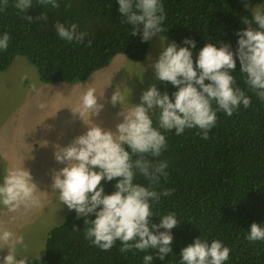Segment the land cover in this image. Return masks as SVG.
<instances>
[{"label":"trees","instance_id":"16d2710c","mask_svg":"<svg viewBox=\"0 0 264 264\" xmlns=\"http://www.w3.org/2000/svg\"><path fill=\"white\" fill-rule=\"evenodd\" d=\"M161 2L166 19L159 35L188 47L194 66L199 50L208 42L217 47L229 44L235 51L237 33L247 28L242 17L251 19L253 13L244 7L245 3L261 4L264 11V0ZM14 3L15 0H8L7 6L0 10V35L5 31L10 34L7 50H0V71L8 69L16 57L24 56L37 68L43 82L74 83L88 79L118 54L137 62L147 58L150 41L142 42V28L132 35L134 26L121 16L118 0H57L58 8L33 0L25 13L16 9ZM41 14H46L47 20L38 19ZM26 16L33 17L34 21L29 22ZM57 22L75 23L77 31L88 35L82 43L62 40L54 27ZM186 39L195 41V48L185 44ZM232 75L235 86L250 97L251 105L247 109L240 105L231 117L217 112V122L207 140L201 139L198 128H186L179 136L175 129L161 130L167 147L155 159L168 161L169 167L167 177L161 178L156 190L173 191L153 205L152 222L158 223L161 216L170 212L176 214L180 223L171 230L172 254L162 261L155 257L154 250L121 253L119 240L110 251H102L84 238L85 218H77L72 211L62 224L50 231L45 255L27 256L30 264H144L146 254L154 256L152 264H180L181 250L198 237L209 242L219 239L231 249L224 264H264V241L245 239L252 223L264 227V102L245 84L238 58ZM160 90L171 98L178 89L160 80ZM213 107H216L214 103ZM33 113L30 122H36L38 116L42 119L37 114L32 120ZM153 122L155 126V116ZM21 144L16 147L20 155L26 153ZM2 165L6 169L11 167L0 152ZM116 182V179L103 180L104 194L113 193ZM134 183L147 186L148 181L137 173ZM87 219L94 220L95 215L90 214Z\"/></svg>","mask_w":264,"mask_h":264},{"label":"clouds","instance_id":"9594fccd","mask_svg":"<svg viewBox=\"0 0 264 264\" xmlns=\"http://www.w3.org/2000/svg\"><path fill=\"white\" fill-rule=\"evenodd\" d=\"M38 3L46 7H59L57 0H38ZM118 3L125 22L134 26L132 35L143 29L142 42L150 41L163 32L161 24L166 16L161 0H118ZM7 4L8 0H3L0 10ZM32 4L33 0H15L14 7L25 13ZM244 7L247 9L249 5L245 3ZM26 19L34 21L31 16H26ZM38 19L47 20V15L41 14ZM242 20L247 28L237 33L239 39L235 51L229 44L217 47L208 42L199 50L195 66L188 47L177 49L175 42L165 47L164 40L161 41L162 51L152 67L159 80L170 82L178 89L172 93V97L167 92L161 94V90L158 91L153 85L142 93L139 104L122 107L117 113L123 119L116 125L115 132L91 122L88 130L67 146H56L54 158L66 166L58 171L53 170L50 187L54 194L58 193L56 196L59 201L69 211L63 220L57 221L48 231L47 237L54 227L65 221L70 212L75 211L77 218H85L84 225L87 227L84 229V238L102 251H110L119 240L121 253L154 250L155 257L162 261L173 253L171 245L174 237L171 230L180 223L176 214L170 212L161 216L158 223L152 222L153 205L161 196L168 197L173 191L167 188L156 190L161 178L167 177L166 169L169 167L168 161L155 159L167 147L166 137L161 130L175 129V134L179 136L186 128H198L201 139L207 140L217 122V112L222 111L231 117L240 105L247 109L251 99L235 86L232 75L236 70L237 58L240 73L245 75V84L264 102V11L256 6L251 19L244 16ZM54 27L57 35L67 42L82 43L88 35L77 31L75 23L66 25L57 22ZM9 41L10 34L5 31L0 35V50L6 51ZM184 43L195 48V41L186 39ZM88 45H91V40ZM37 80L50 86L65 82L46 83L39 74ZM54 92L53 89L49 91L51 100L55 97ZM110 102L113 107L117 102L123 105L125 97L116 91ZM38 107L43 110L46 104L41 102ZM103 108L104 104L98 103L96 89L87 87L80 96L79 106L72 112L78 113L83 119L85 114L88 117L99 116ZM31 146L30 149L33 148ZM26 148L24 150L27 153L29 149ZM137 173L148 181L147 186L134 183ZM114 179L117 181L114 185L116 190L104 194L103 180L111 182ZM0 205L9 213L17 215L42 206L41 196L29 170L23 166L7 169L0 183ZM90 214L95 215L94 220L87 219ZM16 218L15 215L11 217L12 220ZM245 239L251 242L264 241V227L252 223ZM18 245L27 248L24 237L0 223V249H8V254L2 257V264H30L27 257L21 258V255L17 258ZM230 251L219 239L209 242L198 237L181 250L180 264H224L230 257ZM153 260L152 254L143 257L144 264H152Z\"/></svg>","mask_w":264,"mask_h":264},{"label":"rangeland","instance_id":"374dc122","mask_svg":"<svg viewBox=\"0 0 264 264\" xmlns=\"http://www.w3.org/2000/svg\"><path fill=\"white\" fill-rule=\"evenodd\" d=\"M256 6H259L260 9L262 7L258 3L249 4L252 12ZM161 41L165 47L174 42L157 34L150 40L148 55L144 62L126 58L125 62H119V64L109 68H103L104 70L96 71V74L94 73L85 82H58L50 86L37 81L38 85L34 86L35 91L32 88L28 93V89H26L23 94L18 95L17 90H13L14 86L11 85L9 93L2 94L3 97L0 98V129L1 131L3 129L0 139L2 157L10 162L11 167L13 165L23 166L30 171L33 183L37 185L38 194L42 200L40 208L23 215L9 213L3 205H0V223H3L16 235H22L24 243L27 245L26 249L23 246H17L16 255L18 259L21 255V258L27 256L42 257L45 254V238L48 231L57 221L63 220L69 211L67 206L59 201L58 196H56L58 193L54 194L50 187L53 170L58 171L66 166V164L58 163L55 160L56 146H67L75 137L84 134L91 122L115 132L116 125L123 119L122 116L117 115L122 107L128 108L131 104H139L142 93L153 85L160 91V80L157 78L152 65L158 60L162 51ZM176 45L177 49L182 47L177 43ZM29 64L37 74L35 66ZM87 87L96 89L98 103L104 104V108L99 116L88 117L85 114L82 119L78 113L74 114L72 110L79 106L80 96ZM51 89L55 90L53 100L49 96ZM116 91L125 97V102L123 105L117 102L116 106L113 107L110 101ZM27 93L32 109L41 112L42 109L38 107V104L41 102L46 104L41 115L42 119L37 126L31 127V125L22 124L21 121V109ZM12 94L14 96L10 102L6 97L11 98ZM36 115L37 113L34 112L32 120H35ZM43 136H45V140ZM27 140L34 144L33 148L30 149L32 146L27 147L28 152L20 155L16 152V147L20 142ZM6 171V167L2 165L0 167V183L3 182V175ZM14 215L17 218L12 220L11 217ZM7 254V248L0 249V264H2V257Z\"/></svg>","mask_w":264,"mask_h":264},{"label":"crops","instance_id":"0c3cea01","mask_svg":"<svg viewBox=\"0 0 264 264\" xmlns=\"http://www.w3.org/2000/svg\"><path fill=\"white\" fill-rule=\"evenodd\" d=\"M126 57L123 55L118 56L108 67H111L115 64H119V62H125ZM104 70V69H103ZM37 74L36 71L30 66L28 63V60L24 56H18L15 58L11 66L5 70L0 71V98L3 97V93H9L10 86L13 85V90H17L18 95L23 94L26 89H28V93L32 90L33 86L38 85L37 83ZM28 93L26 96L25 103L23 104L22 110V124L25 123L27 125L37 126L38 122L40 121V118L38 116L36 122L32 123L31 120V113L36 112L38 115H42V111L38 112L34 109H32L31 104L29 102ZM14 95H11V98L6 97L11 102V99ZM17 96V95H16ZM1 139V136H0ZM22 149L25 147H30L31 145H34L31 143L30 140H27L26 142H22ZM2 151L0 147V152Z\"/></svg>","mask_w":264,"mask_h":264}]
</instances>
